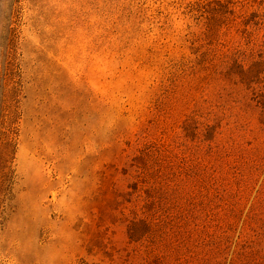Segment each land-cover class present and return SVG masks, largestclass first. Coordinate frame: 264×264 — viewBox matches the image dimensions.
Masks as SVG:
<instances>
[{
	"label": "rangeland",
	"instance_id": "1",
	"mask_svg": "<svg viewBox=\"0 0 264 264\" xmlns=\"http://www.w3.org/2000/svg\"><path fill=\"white\" fill-rule=\"evenodd\" d=\"M0 264H264V0H0Z\"/></svg>",
	"mask_w": 264,
	"mask_h": 264
}]
</instances>
